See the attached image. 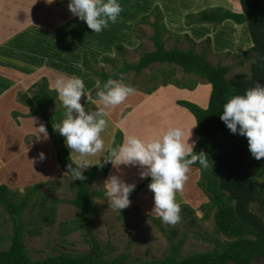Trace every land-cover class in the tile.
Returning <instances> with one entry per match:
<instances>
[{
	"label": "rangeland",
	"instance_id": "374dc122",
	"mask_svg": "<svg viewBox=\"0 0 264 264\" xmlns=\"http://www.w3.org/2000/svg\"><path fill=\"white\" fill-rule=\"evenodd\" d=\"M157 1H161V3H158ZM157 1L154 0L152 11L156 5L161 7L163 16V19H160L162 25L161 36L163 39H166L165 43L168 49L176 44L183 48H189L194 40L198 43L196 46L198 51H200L203 47H208V58L212 63L217 64L219 62H223L224 64L231 65V76L237 72L248 71V64H240L241 58L238 54H226V52L220 54V51H217L214 48L215 46L218 48L221 47L224 40L230 39V35L227 34V32L231 31L230 28H236V26L234 27L231 22L219 25L211 23L207 25L210 30L204 31L205 33H203L199 29H203L205 25L196 21L194 24L189 23L190 19H188L186 15L192 14L195 17L205 7L185 13V17L182 19L177 14L169 16L168 13L170 9L168 10V5L172 8V6H176L175 4L182 1L181 4L184 5L183 7L187 8L188 2L186 0ZM67 2H69V0H67ZM198 3L201 4L200 6L206 7H231L236 11H239L242 7L240 0H199ZM25 4L29 5V2H25L24 5ZM38 4L41 5L44 14L48 13L44 9L52 7V4H54L58 13L62 10H69L68 6H64L63 4L65 3H62V1L59 0H55V2L51 5L47 4L46 0H40L38 1ZM148 5L149 4H145L147 8ZM139 9H143V6H139L138 10ZM57 11L52 15V17H49V19L52 18L50 21L51 27L57 18ZM143 12L145 11L138 12L134 20V24H132V20L134 19L133 16H135V14H132L131 16H122L120 21H117L115 24H109L107 29L110 30L111 33H109L110 36L108 34L107 36H109L111 46H102L97 48L94 45H89V48L92 50L90 51V57L97 69L105 68L106 70L111 71L116 66L123 65L124 58L131 63H137L145 52L153 51L156 48L155 42L152 38L156 33V27L154 25L156 20L154 14L156 11L149 17L150 23L139 24V19L144 15L139 17L138 15ZM42 18L43 17H41V20L34 19V21H45ZM165 19H167V24ZM57 21L60 22L61 20L57 19ZM164 25L169 28L167 27L168 29L166 30ZM133 26H135V28H132ZM66 28L71 33L75 32V24L72 26L67 25ZM237 29L240 30L242 28L238 27ZM104 30L102 34L93 33L88 26L83 25V29L80 31L82 33H80L79 39L82 40V42L89 41V43L92 40H98L100 41V45L106 44L108 42L106 41L108 37H106ZM57 31L59 33L58 29ZM219 33H221V36ZM215 34H217V38L220 36L221 40L218 41L216 39L217 45L213 43V37ZM30 35L33 37L37 36L36 34ZM188 35L193 40L188 37ZM209 36L212 37V43L207 45L205 40ZM22 40V37L17 36H13V39L11 40V44L19 45L18 51L20 52V56L17 57L19 64L17 65V69L15 68V70L8 71L13 78V80H10V83L13 85L10 87V91L4 95L10 96L8 102L2 103L4 107L0 106V161L3 162L5 160V154L1 147L2 143L5 141L9 144L7 147L8 152H12L14 155L18 154L17 157L19 160H17V164L20 162L22 163L21 177L18 173H16L19 171L13 170L11 165L8 167H4L3 165L0 167V185L6 184L9 186L11 181L18 183L21 185V189H23L21 190L22 193L25 194V192L29 189L24 190L25 186L31 183L35 184L39 182V180H36V175L32 173L30 164H28V162H22L24 159L22 156L26 149H28V151H32L34 154L33 156H38L36 159L37 166L48 168L51 174L50 176H47L46 180H44L42 189L32 194L30 203L25 210H23V206L26 204V201L30 198V196L26 195L24 197L20 195L18 196L19 198L13 197V200L15 201L14 204L16 205V208H13V210H17V213H11V210L7 206V202L4 200L7 196L9 198H11V196L5 192H0V198L2 201L0 202V250L7 249L11 244L16 224H19L20 230H22L24 234L28 253L36 260L43 259L48 255L60 252L71 253L74 255L89 253L93 246V241H89L88 239L92 240L93 235L99 240L101 248L105 251L106 258L108 257L112 259L114 257H122L126 254V260L130 262H133L138 258L144 261L161 259L166 255L172 254L174 252V246H177L179 239L183 238H186V241L180 251L182 256L195 252L214 250L217 245V241L222 243L227 240L226 236L217 232L213 214H211L209 219L203 218L204 212L200 209V206L208 200L206 194L199 187L200 171L195 167H190L188 180L185 182L183 190L176 193L175 199L176 202L181 205V208L184 205H189L191 208L196 209L195 214L198 218V224L186 226L184 223H181L179 225L180 228L178 235L168 234L172 228H170L167 224L162 223V221L156 222L152 218V216L159 218L158 214L153 211L154 204H148L149 201H146L141 197V194L142 196H145V198L152 195L153 192H151L149 188L143 192L144 188L151 181L141 188L134 196L130 195L129 199L131 200V204L126 209H122L119 212L110 206L109 201L104 195L105 189L103 183L106 178L110 174H116L120 175L126 183L132 184L138 176L131 174V172L139 174L138 167L123 165H121L120 168L122 171L129 172V176L127 178L122 176L125 172L118 171L116 168L111 167L112 169L109 175L107 174L108 176L106 175V177H104L103 174H100L92 182V188L102 193L94 198L97 211L96 216L90 220L92 233L90 234L88 229L84 230L79 228L81 227L80 222L76 221L78 209L71 203V200L75 198L77 192L75 182L59 168L55 158V150L52 148L53 141L50 136V139L48 138L49 142H46V145L42 144L39 149H33L36 148V142L38 141L39 136L36 131L31 130L29 126H26V122L35 117L38 118L39 116H35L34 111H32L33 115H29L31 109L24 107L23 102L19 98V92L22 91H29V95L33 96V92L37 89L30 90V88L34 83L43 81L44 78H47L49 83L50 81H54L52 79L54 74H50L49 72H60L64 74L53 76L54 78L59 76L70 77L71 75L50 65V59L47 61L46 65L45 63L38 64L37 67L40 65L39 69L37 68L32 70L25 66L27 64L24 63L23 60H25V54L26 52L28 53V49L30 47L35 50L40 49V44L36 39L35 42H31V44L27 46V43H23ZM41 41L43 42L42 45L44 47L46 46V48L51 46V42H58L50 41V38L42 36ZM65 43L70 45V41ZM118 43H123L126 46L125 54L118 52L115 49V46ZM54 46L55 50H52V53L54 52L52 56H55L56 53V60L61 62V58L64 56L62 53L64 48L61 49L59 47L60 45H55V43ZM80 46L81 48L83 47L82 45ZM110 49L111 52H107ZM247 49H249V42L238 47V49H235L234 52L242 53ZM100 52L103 53L100 57H98ZM58 53L60 54L58 55ZM106 56L115 57V62H104L103 59ZM74 59V69L78 71L75 76L80 77L84 81L85 88L92 86L95 81L92 78L93 75L91 76L88 72H85L82 69L79 70L77 59ZM170 68L174 70V77L177 79H198L200 84H198L196 90L191 92V90H180L179 88H175L170 85L166 88L162 86L167 72L170 73ZM161 69H163V72ZM153 74H156L157 77L155 79H150V76ZM1 76L6 75L0 74V77ZM95 79L96 85L99 79L96 77ZM125 79L126 84L135 88H151L156 84L159 85V87L152 95V98L146 97L147 99L144 98V100H142L145 96V92L143 90H136L133 94L129 95L122 104L115 107L111 116H117L118 111H120V119L114 120L116 123L114 124L113 119L110 121L106 118L108 120V127L101 134L105 143V148L107 145L110 146L116 137V130L121 129L120 127L122 126L126 128V131H123L125 137L134 134L146 141L158 138L170 127H182L185 131L186 139L190 133V129L197 124V120L187 108L182 107L179 104V100L186 99L204 106H206L209 102V95L211 92L210 83H208L207 80L198 77L194 73H186L182 67L174 66V64L156 63L150 68H146L143 74L137 75L134 71L129 72L125 76ZM0 87L5 91L6 86L5 88L4 86ZM8 88L9 87H7V89ZM87 96L88 98H91V93L89 91ZM81 100L83 101V99ZM134 106V109L138 108V111L131 112V109ZM60 107H62L61 104H59V102H55L50 106V110L55 111ZM140 111H145V113L143 114ZM16 112H20L22 115H17ZM41 123L43 122L41 121ZM4 127L7 131H4ZM22 127L24 128L21 129ZM196 128L197 125L191 130L192 136L189 139V143L193 140L197 143L200 139V135L196 132ZM39 135L40 137L42 136L41 134ZM14 144L17 146H14ZM41 152H43L46 157L43 161L39 160V153ZM104 153H97L94 156H89V162L94 164L98 159L102 160L103 157L100 156ZM72 155L76 161L78 159L77 154L72 153ZM50 159L54 160L55 163L50 162ZM146 180H148V178L140 179L134 183H138L135 189ZM54 210L55 213H52ZM46 215H51L53 219L48 221L47 218H45L47 217ZM184 233H186V236H184ZM261 262H264V260Z\"/></svg>",
	"mask_w": 264,
	"mask_h": 264
},
{
	"label": "trees",
	"instance_id": "16d2710c",
	"mask_svg": "<svg viewBox=\"0 0 264 264\" xmlns=\"http://www.w3.org/2000/svg\"><path fill=\"white\" fill-rule=\"evenodd\" d=\"M243 6V12H235L225 7L217 6L211 9H205L194 17L192 14L186 15L190 19L189 23L201 22L212 23L219 25L227 19H232L239 24L247 23L252 36L253 44L249 46L245 52L235 53L241 58L240 64L250 63L248 71L237 72L231 76V65L219 62L212 63L208 58V47H203L200 51L196 49L198 43L193 41L189 48L180 47L178 44L168 49L166 47V39H163L162 25L160 19H163L162 10L159 5H156L152 11L143 12L139 20V24L150 23V16L153 12L156 17L155 27L156 33L152 37L156 48L153 51L145 52L139 62L131 63L124 58L123 65L114 66L111 71L105 68L97 69L92 62L89 51L82 49L83 62L82 67L89 72L93 77H96L101 82V85L109 78L120 79L126 84L125 76L134 71L137 75L143 74L146 68L152 65L159 64H174L180 66L188 73H194L198 77L207 80L212 85V91L209 95V102L206 106L198 103L182 99L179 104L187 108L197 120L196 132L200 135V139L195 145L194 152L199 153L204 151L209 159L213 161V166L208 169H201L199 163L193 164L190 167H195L200 171L199 187L207 196L206 203L200 206L204 212V219H209L211 214L214 215L217 232L226 236L224 242L217 241L214 250L204 252H195L182 256L181 249L186 241V238L179 239L178 245L174 246V252L166 255L161 259H153L144 261L136 259L133 262L127 261V255L122 257L106 258L105 251L101 248L99 240L93 235V246L89 253L74 255L71 253L60 252L51 254L43 259H33L27 250L24 234L20 230L19 224L15 225L14 235L12 236L11 244L7 249L0 250V264H264V158L256 160L252 157L248 149L247 138L239 134H232L220 119V114L223 110V104L233 95L243 94L247 88L255 86L256 82L264 84V0H240ZM133 5L132 2H130ZM139 6L136 7L138 10ZM126 11V8H125ZM134 14V11L130 14ZM80 20V19H79ZM75 27V32H61L56 36L60 48L65 46L66 53L71 54V58H76L79 49L78 42L80 32L83 27L79 24ZM84 25V24H83ZM166 25V24H165ZM164 25V27H165ZM168 29L167 26L165 27ZM103 31L100 33L102 34ZM130 35V34H128ZM127 35V36H128ZM72 36V40H69ZM51 41V39H50ZM86 42V41H85ZM205 42L207 45L212 43V37L209 36ZM84 43V42H82ZM29 45V44H28ZM103 46H111V42H107ZM114 46V45H113ZM70 47V48H69ZM112 48V47H111ZM118 52L125 54L126 46L123 43H118L115 46ZM40 51V49H38ZM111 50V49H110ZM109 50V51H110ZM37 52V51H35ZM228 54L234 52L228 50ZM50 53L47 59L53 67L60 69V62L55 56ZM60 53H58L59 55ZM26 58L29 57L25 54ZM39 59H36L38 61ZM115 57L106 56L103 61L106 63H114ZM46 60L36 65L42 64ZM68 67L67 62H63ZM27 66V65H25ZM31 65L27 66L32 69ZM65 68V69H66ZM72 69L75 73L74 63ZM71 69V70H72ZM79 69V68H78ZM163 72V69H161ZM170 73L167 72L164 85L173 84L177 87L187 90H195L199 84L198 79L189 78L188 80L177 79L174 77V70L170 68ZM156 74L150 76V79H155ZM159 85H154L151 88L138 87L135 90H143L147 94H152L158 89ZM7 88V87H6ZM37 89L33 92V96L27 92H19V98L24 105L32 110L29 115L39 116L38 119L44 123L52 138L56 149V157L60 168L65 174H68L67 165L74 163L75 160L71 156L68 148L65 146L64 137L60 136L54 130V125L60 123L64 117L63 107L55 111L50 110V106L61 101L58 99L55 91L50 90L47 78L43 81H38L33 84L30 90ZM97 87L91 90V97L96 98ZM4 90L0 87V96ZM81 103H86L85 98H82ZM9 96H4L0 100V106L3 102H8ZM20 101V102H21ZM94 107V106H93ZM17 115H22L16 112ZM125 140V135L122 129H118L114 141L109 147L106 146V152ZM54 154V153H53ZM103 160V159H102ZM50 162L55 163L50 159ZM112 165L109 163L102 169L93 165L84 171L87 180H76L75 186L77 189L76 196L71 200V203L78 209L76 221L80 222L79 228L92 233L90 220L96 216L97 207L95 206L94 198L101 195L100 191L92 188V182L100 175H107L110 172ZM151 178L143 182L137 187L131 195L134 196L141 188H143ZM43 182H37L28 186L27 192L22 193L19 190L13 191L6 185H0V192H5L11 196L4 199L11 213H17L13 197L29 195L30 198L23 206V210L29 205L31 196L34 192L40 191L43 187ZM23 198V197H22ZM0 202L1 198H0ZM181 206V205H180ZM196 209L189 205H184L181 208V220L175 225L167 224L171 229L168 234L178 235L180 224L193 226L198 224V218L195 214ZM55 213V210L54 212ZM47 216V215H46ZM48 221L53 218L51 215L47 217ZM156 222H161V218L152 216ZM186 236V233H184Z\"/></svg>",
	"mask_w": 264,
	"mask_h": 264
},
{
	"label": "clouds",
	"instance_id": "9594fccd",
	"mask_svg": "<svg viewBox=\"0 0 264 264\" xmlns=\"http://www.w3.org/2000/svg\"><path fill=\"white\" fill-rule=\"evenodd\" d=\"M54 2L55 0H46L49 5ZM68 9L73 16L85 22L93 33H101L109 24H115L123 10L119 0H69ZM205 9L211 8L203 10ZM230 10L243 12V6L241 11ZM168 85L162 84L164 87ZM96 87V98L90 101L85 92L84 81L78 76H59L49 83L50 90L56 92L65 110V118L54 125V130L64 137L65 146L71 154L76 153L78 156L74 163L66 166L72 181L87 180L84 171L93 165L88 157L104 153L105 143L101 134L108 127L106 118L109 110L122 104L136 91L134 87L125 84L122 77L109 78L102 85L97 81ZM82 97L85 98V104L81 103ZM222 108L220 119L230 132L247 138L248 149L253 158H264V84L256 82L255 86L247 88L243 94L231 96ZM196 125L190 129L186 139L182 127H170L158 138L148 141L134 134L128 135L123 143L101 155L103 160L98 159L94 165L102 169L110 163L121 172V165L138 167L141 179L151 178L148 188L154 193L153 211L158 214L162 223L175 225L181 220V207L176 202L175 195L183 190L190 166L199 163L201 169L210 167L211 160L207 153L194 152L195 140L189 143L191 130ZM36 129L39 139V134H42L45 141L49 138L47 127L43 123ZM45 158L43 152L39 153L40 161ZM103 185L104 195L112 208L120 212L130 206L129 197L136 187L134 183H126L120 175L110 174Z\"/></svg>",
	"mask_w": 264,
	"mask_h": 264
},
{
	"label": "crops",
	"instance_id": "0c3cea01",
	"mask_svg": "<svg viewBox=\"0 0 264 264\" xmlns=\"http://www.w3.org/2000/svg\"><path fill=\"white\" fill-rule=\"evenodd\" d=\"M38 1H40V0H0V74H5L6 75V76H1L0 77V86H4V88H5V86L9 87L8 89L5 88V91L0 96V100L4 97V95L6 93H8L10 91V87L13 85V84L10 83V80H13V78L11 77V74H9L8 71L15 70V68L17 69V65L19 64L18 60H17L18 59L17 57L20 56L19 55L20 52L18 51L19 45L18 44L17 45L11 44V40L13 39V36L14 37H16V36L17 37H22L23 38V40H22L23 43L26 42L27 46H28V44H31V42H35L36 39L38 40V42L40 44V51L38 49L35 50V49H32L30 47L28 49V53L26 52V54H28L29 57L26 58V55H25V60H23V62L26 63L27 66L31 65L32 66V70H35L37 68L39 69V67H40V65L37 67V65H36L37 62L41 63L43 61V59H44V61L46 60V62H44L45 65H46L47 59L51 56L50 53H52V50H55L54 43H55V45L56 44L59 45V42H51L50 43L51 46L46 48V46L44 47L42 45L43 42L41 41V36L50 38L51 41H57L56 36H55V35L58 34L57 29L59 30V33H61V32L62 33L63 32H66V33L69 32L70 33V31L66 28L67 25L72 26V25L75 24V27H77L78 26L77 24H79V25H81V27H83V24H84V25L87 26V24L85 22L79 20L78 17L73 16V14L69 10H66V11L62 10L60 13H58V11L54 7V4H52V7L45 8L44 10H46L48 13L44 14V12L42 11L41 5L38 4ZM59 1H62V3H65V4H63L64 6H68L67 5L68 4L67 0L66 1L65 0H59ZM186 1L188 2V7L187 8L183 7L184 5L181 4L182 1L178 2L177 4H175L176 6H172V8L170 7V5H168L169 6L168 10L170 9L168 15L171 16L172 14L173 15L177 14V15L180 16V18L183 19L185 17V15H184L185 13H188V12H191V11H195V10H199V9L204 8V7L205 8H212V6H207V7L206 6H200L201 4L198 3L199 0H190V1L186 0ZM25 2H29V5H26V4L24 5ZM130 2H132L133 5H131ZM153 2H154V0H119V3L121 4V7H122L123 10L120 13V16H119L117 21H120L122 16H128V15L131 16L130 14L134 11L135 16H133L134 19L132 20L133 21L132 24H134V20H135V18L137 16L138 12H140V11H145V12L149 11L150 12V10L152 9V6H154ZM157 2L161 3V1H157ZM126 3H128V4H126ZM145 4H149L148 8L145 6ZM137 6H143V9L137 10L136 9ZM166 7H165V9H166ZM125 8H126V11H125ZM228 8L233 9L231 7H228ZM56 11H57V16H56L57 18L55 19V22H54L53 26L51 27L50 26V21H51L52 18L49 19V17H52V15ZM239 11H241V9ZM141 15L142 14L138 15V17L141 16ZM41 17H43L42 19L45 20V21H40V22H35L34 21V19H38V20L40 19L41 20ZM45 17H48V18H45ZM57 19L58 20L60 19L61 21L59 22V21H57ZM166 20L167 19H165V22H166ZM226 22H231L234 27L236 26V28H230L231 31L227 32V34L230 35L229 36L230 39L229 40H224L223 45L221 47L218 48V47H216L214 45L215 46L214 48L217 51H220L219 52L220 54L221 53H225L228 50L234 52L235 49H238V47L243 46V45L247 44L248 42H249V46L253 44L252 36H251L249 28L246 26V24H238V23H236L235 21H233L231 19L226 20L224 23H226ZM166 24H167V22H166ZM209 24L210 23L202 24V25H205V27H203V29H199V30H201V32H203V33H205L204 31H209L210 28L207 26ZM238 27H241L242 29L238 30L237 29ZM107 28L104 30L105 35L107 36V34H108L110 36L109 33H111V32ZM132 28H134V26ZM224 30H228V29H224ZM30 34H36L37 36L35 35L36 37H33ZM219 34L221 36V33H219ZM220 36L217 38V34H215L214 37H213V43L216 44V39L218 41H221L220 40ZM69 40H72V36H70ZM76 45L79 46V49H78L77 54H76L78 68H79V70H81V69L84 70V68L82 67V62H83L82 49L88 50L89 51V55H90V51H92V50L89 48V45H94L97 48H100L104 44L100 45V41L92 40L90 43H89V41L84 42V43L78 42V44H76ZM80 45H82L83 47L81 48ZM59 47H61V46H59ZM66 48L67 47L65 46L63 51H62L64 56H63V58H61V62L58 61V62H60V66L59 67H61L60 70L64 71L65 73H68L69 75L72 76V75L76 74L74 72V70L72 69V66H73V63H74L75 59L71 58V54H67L66 53V51H67ZM98 50H100V49H98ZM35 51H37V52H35ZM95 51H97V50H95ZM107 52H111V50L107 51ZM102 53L103 52H100L98 57H100V55ZM36 59H39V60L36 61ZM63 62H67L69 64L68 65L69 68H66V66H65L66 64H64ZM247 64L249 66L250 63L247 61ZM85 72H87V71H85ZM49 73L50 74H54L53 76L64 75V74H62L60 72H49ZM53 76H52V79L55 80L56 78H54ZM92 78L95 80L94 84L92 86H90V87L85 88L86 94L88 93V91L91 93V90L96 87V85H95L96 79L93 76H92ZM170 86H173L175 88H179V87H176L175 85H170ZM184 90H187V89H184ZM187 91H189V90H187ZM153 94L145 93V96L143 97L142 100H144V98L145 99L152 98ZM7 96H9V95H7ZM89 100L91 101V100H93V98L91 97V98H89ZM23 106L24 107H28L26 105H23ZM134 108H135V106L132 109H134ZM28 109H31V108L28 107ZM114 109H110L109 110V115L110 116L108 115L107 118L110 121H111V119H113V123L116 124L114 122V120L120 119L119 118L120 117V111H118L117 116L114 115L112 117L111 113L113 112ZM132 109H131V112L138 111V108H136L134 110H132ZM140 112H142L143 114L145 113V111H140ZM40 124H41V121L38 120L37 117H35L32 120H29V121L26 122V126L27 127L29 126V128L31 130L36 131V132H37L36 128H38ZM120 126H122V125H120ZM23 128L24 127H22L21 129H23ZM120 128L123 131H126V128H124L123 126L120 127ZM3 129H4V131H7L5 129V127ZM116 131H118V130H116ZM48 134H49V132H48ZM49 136H50V134H49ZM4 137H5V135H4ZM50 138H51V136H50ZM51 140H52V138H51ZM46 142L48 143L49 140L47 139L45 141V140L42 139V136H41V138L40 139L38 138V141L36 142V148H33V149H36V150L39 149L42 144L46 145ZM5 143H6V145H5ZM8 146H9V144L7 142H5V141L1 145V147L3 149V152L5 154V160L3 162L0 161V167H2L3 165H4V167H8L9 165H11V168L13 170L19 171V172H16V173H18V175L21 177V164L22 163L20 162L19 164H17V160H19L18 157H17L18 154L14 155L12 152H8V149H7ZM14 146H17V145L14 144ZM52 148H53V150H55V156H56V149H55L54 143L52 145ZM106 150H107V148L104 149L105 153H106ZM69 152H70V150H69ZM53 153H54V151H53ZM70 154H71V152H70ZM33 155L34 154H33L32 151H28V149H26L24 151L23 156H22L24 158L22 160V162H28V164H30V166L32 168V170H31L32 173L36 175V180H39V182H43L44 183V180H46L47 176H50V174H51L50 170L48 168H45V167L37 166L36 159L38 158V156H33ZM71 156L73 157L72 154H71ZM55 158H56V162H57V164H58V166L60 168V165L58 163L57 157H55ZM73 159H74V157H73ZM49 164H50V162H49ZM111 169H110V171H111ZM122 172H125L122 175L125 178H127L129 176V172L128 171H122ZM109 173H108V175H109ZM23 174H24V172H23ZM131 174L138 176L132 182V184L136 183L137 181H139L141 179L138 173L136 174V172H134V173L131 172ZM104 177H106V175H104ZM33 184L34 183L28 184L27 186L24 187V190H26V188L28 186H31ZM135 185L137 186L138 183L135 184ZM148 185L144 188L143 192L148 188ZM8 187L13 189V191L19 190L20 192H22L21 190H23V189H21V185L20 184L14 183L12 181L10 182V185ZM153 196H154V193H152V195L149 196L148 198H145V196H142V194H141V197L143 199H145L146 201L147 200L149 201L148 204H150V203L154 204Z\"/></svg>",
	"mask_w": 264,
	"mask_h": 264
},
{
	"label": "bare ground",
	"instance_id": "6f19581e",
	"mask_svg": "<svg viewBox=\"0 0 264 264\" xmlns=\"http://www.w3.org/2000/svg\"><path fill=\"white\" fill-rule=\"evenodd\" d=\"M106 37H108V38L106 39V41H108V42H109V41H110V40H109V36H106ZM110 42H111V41H110Z\"/></svg>",
	"mask_w": 264,
	"mask_h": 264
}]
</instances>
